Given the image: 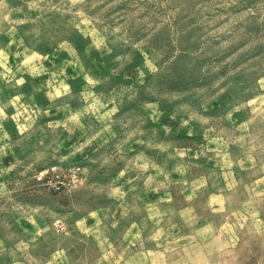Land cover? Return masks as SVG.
I'll list each match as a JSON object with an SVG mask.
<instances>
[{
    "label": "rangeland",
    "instance_id": "rangeland-1",
    "mask_svg": "<svg viewBox=\"0 0 264 264\" xmlns=\"http://www.w3.org/2000/svg\"><path fill=\"white\" fill-rule=\"evenodd\" d=\"M0 264H264V0H0Z\"/></svg>",
    "mask_w": 264,
    "mask_h": 264
}]
</instances>
